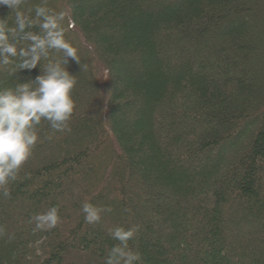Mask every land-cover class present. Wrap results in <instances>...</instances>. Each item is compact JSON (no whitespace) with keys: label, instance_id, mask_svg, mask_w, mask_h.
<instances>
[{"label":"trees","instance_id":"obj_1","mask_svg":"<svg viewBox=\"0 0 264 264\" xmlns=\"http://www.w3.org/2000/svg\"><path fill=\"white\" fill-rule=\"evenodd\" d=\"M252 4L54 0L86 50L67 64L77 107L71 132L42 123L0 199L14 237L0 238V264H105L116 226L139 227L130 245L143 264H264V85L242 69L264 42V9L251 17ZM11 14L0 6V19ZM13 67L0 70V87L42 74ZM86 201L112 211L87 224ZM52 206L61 223L33 232L31 218Z\"/></svg>","mask_w":264,"mask_h":264},{"label":"clouds","instance_id":"obj_2","mask_svg":"<svg viewBox=\"0 0 264 264\" xmlns=\"http://www.w3.org/2000/svg\"><path fill=\"white\" fill-rule=\"evenodd\" d=\"M26 3L0 0V6L14 13L12 22V14L0 19V70L14 66L12 72L16 68L31 71L39 67L42 73L15 87H0V199L11 196V185L20 179L22 168L40 142L42 123L54 132H71L70 121L77 107L73 97L77 76L69 72L67 64L69 59L80 63V57L78 48L66 38L65 13L41 0L33 16L31 10H23ZM54 53L62 59H52ZM81 210L87 224L100 223L102 214L112 211L87 201ZM31 221L33 232L55 229L62 221L59 207L37 213ZM138 232V226L110 228L108 235L118 243L108 251L105 264H143L141 253L130 245ZM5 237L14 238L0 225V238Z\"/></svg>","mask_w":264,"mask_h":264},{"label":"rangeland","instance_id":"obj_3","mask_svg":"<svg viewBox=\"0 0 264 264\" xmlns=\"http://www.w3.org/2000/svg\"><path fill=\"white\" fill-rule=\"evenodd\" d=\"M252 2H253L252 5H253L254 10L251 11V12L249 13V15H250L251 17H253V15H255V14H256V16H257V12L261 11V9H260L261 7H263V9H264V0H252ZM40 3H41V0H28V1H27V8H28L29 10H31V11H34L35 6L38 5V4H40ZM47 3H48V7H50V8H52V9H54L55 11L59 12V7H58V6L55 7V5H54V0H47ZM256 4L258 5L259 9H256V6H257ZM253 8H252V9H253ZM263 11H264V10H263ZM68 15H69V11H68V8H67V9H66V12H65V17L68 18V17H69ZM254 19H255V16H254ZM263 19H264V17H263ZM65 23H66V22H65ZM69 23H70V22H69ZM259 23H260V24H259V25H260V28L257 29V30H259V31H258V32H259V36L263 37V39H264V25H263V27H262V23H263V22H260V21H259ZM64 27H65V24H64ZM66 38H67L68 40H70L71 43L73 44L74 39L71 38V37L67 34V32H66ZM83 52H86L85 47L79 49V54L82 55ZM87 55H88V57H87ZM90 58H91V55H89V54L86 53V60H89ZM86 60H85V61H86ZM86 65H87V64H86ZM217 65H218V64H217ZM242 69L248 71L250 74H252L253 76H255V77L257 78V81H258V83H259L260 85H264V42L261 43V45H260V50H259L258 53H256V54H251V55L249 56V58H248V61H244V62H242ZM212 71H213V72H216V71H219V69H218L217 67H215ZM83 72H85V71H83ZM100 75L103 76V77L106 79V77H107V72H106V70H105V69L101 70ZM88 76H89V75L85 73V77H86L87 80H89V77H88ZM262 103H264V98L262 99ZM94 104H95V102H94ZM257 104H258V103H257ZM161 110H163V109H161ZM178 116H179V117H178V121H177V122H178V123H181L182 115L179 114ZM159 120L161 121L162 118H159ZM186 121L189 122L190 119H187ZM109 147H110V146H109ZM110 153H111V152H110ZM110 153H109V152H103V153L100 154L99 161H100V165H101V170H102V171L105 169L106 166L109 165V161H110V160L107 161V160H108V159H107V156H108Z\"/></svg>","mask_w":264,"mask_h":264}]
</instances>
